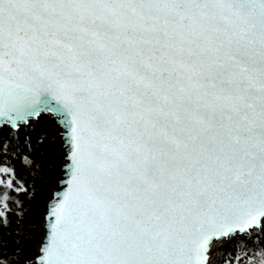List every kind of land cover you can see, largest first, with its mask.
I'll use <instances>...</instances> for the list:
<instances>
[{
    "label": "snow or ice",
    "instance_id": "snow-or-ice-1",
    "mask_svg": "<svg viewBox=\"0 0 264 264\" xmlns=\"http://www.w3.org/2000/svg\"><path fill=\"white\" fill-rule=\"evenodd\" d=\"M42 117L60 163L28 264H214L264 234V0H0V226Z\"/></svg>",
    "mask_w": 264,
    "mask_h": 264
},
{
    "label": "trees",
    "instance_id": "trees-1",
    "mask_svg": "<svg viewBox=\"0 0 264 264\" xmlns=\"http://www.w3.org/2000/svg\"><path fill=\"white\" fill-rule=\"evenodd\" d=\"M54 126L49 117H42L26 128H21L19 136L26 154L35 161V172L21 167V162L13 158L19 178L28 187V195L13 194L22 208L13 203V213L8 215L9 223L0 226V253L14 264H28L36 256V249L43 235V215L49 200L50 181L59 173L60 154H55L57 140L51 137ZM11 135V133H6ZM29 196L31 198H29ZM18 213V214H17ZM264 249V234L253 233L244 237L241 243L235 241L219 245L215 252L219 264H247L254 252ZM241 259L237 261L236 257Z\"/></svg>",
    "mask_w": 264,
    "mask_h": 264
},
{
    "label": "rangeland",
    "instance_id": "rangeland-1",
    "mask_svg": "<svg viewBox=\"0 0 264 264\" xmlns=\"http://www.w3.org/2000/svg\"><path fill=\"white\" fill-rule=\"evenodd\" d=\"M51 137H54L57 140V146L54 149L55 154L56 153L60 154V152H59V140L57 138V134H56V129L55 128H54V131L51 133ZM50 190H51V187L48 189V193H49ZM218 247H219V245L215 246L213 248V251H212V259H213L214 264H219V261H216V258L218 257V255L215 253L217 251Z\"/></svg>",
    "mask_w": 264,
    "mask_h": 264
},
{
    "label": "water",
    "instance_id": "water-1",
    "mask_svg": "<svg viewBox=\"0 0 264 264\" xmlns=\"http://www.w3.org/2000/svg\"><path fill=\"white\" fill-rule=\"evenodd\" d=\"M49 195H50V191H49ZM49 199H50V197H49ZM49 201V200H48ZM48 201H47V203H48ZM46 203V204H47ZM44 215H45V213H44ZM44 215H43V220H44ZM42 228H43V222H42ZM43 234H44V229H43ZM43 236V235H42ZM42 238V237H41ZM40 243H41V239H40V242L38 243V246L40 245ZM38 246H37V249H38ZM37 249H36V255H37Z\"/></svg>",
    "mask_w": 264,
    "mask_h": 264
}]
</instances>
